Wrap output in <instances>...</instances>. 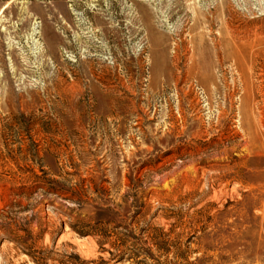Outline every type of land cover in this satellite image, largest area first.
<instances>
[{"label":"rangeland","instance_id":"rangeland-1","mask_svg":"<svg viewBox=\"0 0 264 264\" xmlns=\"http://www.w3.org/2000/svg\"><path fill=\"white\" fill-rule=\"evenodd\" d=\"M29 256L264 264V0H0V264Z\"/></svg>","mask_w":264,"mask_h":264},{"label":"bare ground","instance_id":"bare-ground-1","mask_svg":"<svg viewBox=\"0 0 264 264\" xmlns=\"http://www.w3.org/2000/svg\"><path fill=\"white\" fill-rule=\"evenodd\" d=\"M233 43H230L229 41H222L218 46H222L225 50V55L229 56V57H235L239 52L237 51V47L236 48H232L233 47ZM238 60H239V68L242 70L243 67V59L240 58L243 55L244 56H248L247 54V49L245 48L244 51L238 54ZM247 105H248V101H246Z\"/></svg>","mask_w":264,"mask_h":264},{"label":"trees","instance_id":"trees-1","mask_svg":"<svg viewBox=\"0 0 264 264\" xmlns=\"http://www.w3.org/2000/svg\"><path fill=\"white\" fill-rule=\"evenodd\" d=\"M30 257V256H29ZM30 259H31V261L34 263V264H39L37 261H35L33 258H31L30 257Z\"/></svg>","mask_w":264,"mask_h":264}]
</instances>
